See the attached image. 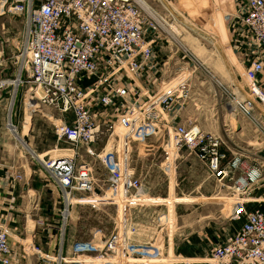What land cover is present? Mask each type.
Returning a JSON list of instances; mask_svg holds the SVG:
<instances>
[{
	"label": "built area",
	"instance_id": "1",
	"mask_svg": "<svg viewBox=\"0 0 264 264\" xmlns=\"http://www.w3.org/2000/svg\"><path fill=\"white\" fill-rule=\"evenodd\" d=\"M10 14L23 21V28L16 52L10 58V79H6L7 62L2 51L8 36L0 21V90L10 89L5 128L8 132L9 127L15 128L17 133L12 116L20 88H24L25 104L31 114L48 107L60 115L54 120L58 121L54 130L57 141L69 145V153L50 158L41 166L58 187L63 203L62 246L68 218L64 212L72 204H66V199L74 200L76 194L93 190L92 169L88 162L80 160L79 148H88L106 135L107 144L112 138L111 149L96 154L109 180L99 198L110 204L121 200L129 208L141 206L143 203L137 201L141 179L129 165L130 142L155 134L149 127L164 123L171 115L173 103L183 105L190 98L188 76L193 71L164 84V91L148 105L137 99L128 101L131 83L138 85L145 71L160 68L169 71V76L177 71L172 69L175 63L170 67L169 59L160 61L156 51L160 36L174 39L171 24L158 19L155 11L140 0H0V18ZM234 18L239 20V32L257 53L242 55L244 84L241 88L236 86L239 94L230 92L227 103L231 114L245 116L264 134V87L259 78H264V0H247L245 10L238 17L232 15ZM136 89V94L146 93L143 86ZM168 141L173 155L185 147L220 190L230 191L229 219L240 222L203 260L192 264H264V198L254 196L264 177V163L246 165L247 152L242 147L229 146L222 136L195 126L173 127ZM169 161L165 167L173 172ZM14 176L21 178L20 173ZM126 218L125 214V225L121 222L108 236L74 242L71 252L87 256L86 262L93 264H121L123 259L133 257L141 261L158 259L165 244L163 239L148 245L128 242L133 229ZM10 256L8 234L0 229V263L9 264Z\"/></svg>",
	"mask_w": 264,
	"mask_h": 264
},
{
	"label": "rangeland",
	"instance_id": "2",
	"mask_svg": "<svg viewBox=\"0 0 264 264\" xmlns=\"http://www.w3.org/2000/svg\"><path fill=\"white\" fill-rule=\"evenodd\" d=\"M143 1L155 11L158 19L159 17L162 18L167 23L175 25L177 29L174 39L160 36L156 50L161 53L160 57L163 59L169 58L170 67L175 63L172 69H177V71H172L171 76H169V71H165L166 77L161 76L162 82L159 83L156 93L149 90L146 94H136L135 89H132L134 84L131 83L128 101L137 99L140 104L148 105L164 91L162 89L164 84L174 78L177 80L192 70L193 72L188 76L190 98L183 105H179V102L172 104L171 115L165 121L166 124L164 122L153 128L148 126L149 130L156 131L155 134L146 137L144 140L130 142L129 165L135 174L137 172L141 176L143 190H141L139 197L151 198L152 201H142L141 206H131V208L121 200H119L121 202H117L118 204L104 205L105 208L99 206V200L97 204L92 202L98 209L96 206L92 208L91 204L85 205L80 212L85 230H88L90 226H96L102 228L104 233H110L114 222L117 221L120 225L124 223V215L121 212H130L136 218L134 221L141 222L140 224L144 226L141 225L142 230L139 228L137 234L141 241L145 238L142 234H146V230H159L160 227H157L156 219L164 214L167 215V219L162 218L161 220L164 224L161 233L165 234L166 237L167 235L177 237L182 229H188L191 227L190 225L195 227L196 223L199 224V231L207 230L206 226L226 228L229 225H236L238 220L229 219L231 211L230 191L221 189L217 196L192 199L199 197V182L205 181L204 186L200 188L205 193L211 189V186H214L205 180L206 173L203 168L199 167V164L201 166L202 164L192 158L193 154L191 153V156L186 155L185 152L188 150L185 147L180 148L183 150L184 157L173 155L168 137L172 135L175 126H195L207 132L214 133L213 131H217L229 146L233 142L237 147H246L244 138L239 134L237 137L235 134L238 131H245V129L242 130L245 126L242 124L244 117L240 113L231 114L230 105L227 103L231 98L230 92L239 94L237 87L241 88L244 84L241 77V65L236 62L228 46L230 41L229 30L234 26L239 29V20L238 18L232 19V15L238 17L239 12L234 13L233 0ZM243 3L241 1V7L244 5ZM232 20L235 22L234 24H231ZM0 21L8 29V41L3 45L2 54L3 59L7 62L5 78L10 79L12 70L10 58L16 52L17 39L23 28V21L16 14L0 18ZM204 68L210 70L217 80L216 83L214 80L212 81L213 86L209 84V74H205ZM82 81H87V79ZM205 87H210L212 92H206ZM217 87L220 88V92H218ZM9 92V88L0 90V164L11 162V164L14 163L19 166L24 165L29 170V168L39 167L42 162L50 158L68 154L66 149L69 145L57 141L54 130V124L58 122L55 123L54 120L60 115L48 107H42L40 112L31 114L28 110L29 105H26L24 88H20L18 91L12 120L16 126L17 134L21 135L23 139L27 138L36 155L22 147L20 142L11 136L5 128ZM28 115L30 118L29 127L24 126L25 117ZM262 118L264 119V115ZM26 130L28 131L25 137L23 134H26ZM115 134L112 137H115ZM245 135L247 136V133ZM107 139L108 135L100 137L96 143L88 148L82 146L79 148L80 160L88 162L91 166L93 190L84 194H76L74 199L84 196H93L97 199L108 187V174L96 157V154L111 149L110 140L112 138L109 139L108 144ZM55 147L59 149L54 150ZM45 151L47 153L40 159L37 154H42ZM188 153L190 152L188 151ZM167 159L173 163V172L165 167ZM168 181L172 183L170 190ZM207 194L210 195V192ZM191 211L193 214L199 215L196 217L199 218L198 222L194 216H191ZM66 223H68V218ZM135 227L138 228L139 226ZM166 230L168 234H166ZM161 236H157L158 240ZM79 238L85 239L87 237L80 236Z\"/></svg>",
	"mask_w": 264,
	"mask_h": 264
},
{
	"label": "crops",
	"instance_id": "3",
	"mask_svg": "<svg viewBox=\"0 0 264 264\" xmlns=\"http://www.w3.org/2000/svg\"><path fill=\"white\" fill-rule=\"evenodd\" d=\"M241 1L244 2L242 7ZM238 6L243 12V10H245L246 0H233L234 13H241ZM6 30L8 33L7 28ZM229 31L230 41L228 46L236 62L241 65L240 63L242 55L245 53L256 54L257 51L250 43L247 42L237 27L234 26ZM160 56L161 53L158 51V58L160 61H162L163 58ZM262 59L264 62V53L262 54ZM203 71H205V74H209L208 81H210L209 84L213 86V84H211L212 81L214 80L215 83L217 81L214 78V75H212L211 71L207 68H204ZM165 75L166 73L164 69L162 70L160 68H153L152 70L144 72V77L142 80L137 82L138 85L134 83L133 84L137 89L139 86H143V90H145L146 93L149 92V90L155 92L157 91L159 83L162 82L161 76ZM259 78L261 86L264 87V78L262 75H259ZM209 88L210 87H205V91L208 93L212 92ZM211 89L213 90V87H211ZM217 90L220 92V88L217 87ZM28 117L29 115L26 116L24 120V126L27 127L30 126V118ZM243 117L244 119L242 124L245 126L242 128V130L245 129V131H238L235 134L237 137V134H239L242 138H244L243 141L246 143V147H242L247 152L244 154L246 156L244 162L246 165H251L254 161L264 163V134L255 123L251 122L245 116ZM27 131L28 130H26V134H23L25 137L27 135ZM213 132L214 134L221 136V134H219L217 131ZM9 133L14 138V135L11 132ZM246 133L247 136L245 135ZM16 135L18 134L16 133ZM14 139L19 141L21 145L23 143L24 145L26 144V147L24 146L25 149L30 153L35 154L33 149L30 147L27 138L23 139L21 135H18V137ZM230 145H235V143L231 142ZM46 153L47 151L42 154H37V156L41 159V157ZM182 153L183 150H179L177 152V156L184 157ZM185 153L189 156L192 155L191 153H188V151ZM192 158L197 161L194 156ZM199 167L201 169L203 168L206 173L205 180L212 183L211 185L214 187L211 186V189L207 192H210L209 195L205 193L204 190H200V188L204 186L205 181L199 182V197L197 196L196 198L192 199L196 200L197 198H211L214 195H219L221 191L219 187L208 175L203 165L201 166L199 164ZM16 173H20L21 178H15L14 175ZM136 175L139 178L141 177L137 172ZM171 184L172 183L168 181L169 190L171 189ZM207 185L209 184L207 183ZM141 190H143L142 183ZM254 196L259 199L264 198V177L255 189ZM67 200V204H69V202H72V204L69 208L70 210H65L64 212V217H69L68 223H66L65 226L64 239L61 246L60 229L62 221L60 210L62 209L63 203L56 184L48 178L41 165L39 167L36 166L35 169L29 168V170H27L24 165L19 166L14 163L11 164V162L0 164V229H5L8 234V241L11 249L9 264H93L86 262L87 259L85 260V258L87 256L85 255H74L71 252L72 244L77 241L89 240L91 238H95L97 240L108 236L110 233H104L102 228L96 226H90L88 230H85V225L83 224V219L80 212L82 207L88 204H91L92 208H95L94 206L96 205H93V203L97 204L98 200L99 206L103 208H105L104 205H108L110 203L101 201V198H93V196H84L78 199L75 198L74 200L67 198ZM137 201L140 203L142 201L149 202L152 200L151 198L148 199L145 197H139ZM96 208L98 209L97 206ZM121 214H123L124 217L126 214L127 223L129 226H132L133 229L132 232L129 231L128 242L148 245L155 242V240L157 241V236L162 235L160 238H162L165 243L161 256L156 260L141 261L133 257L123 259L121 264H183V262L188 264H192V262L197 263L204 259L206 254L215 244L224 241L240 225V222H238L236 225H229L226 228H219L218 226H206L207 230L203 229V231H199V224L196 223L195 227H192L194 225H190V228L182 229L177 237H175V235H167L166 237L165 234L161 233L162 229H164V224L161 222V220L162 218L164 220L167 219V215L164 214L165 216H158L156 219V225L157 227H160L158 228L159 230H146V234L141 233L142 236L145 237L141 241L137 236L138 231L140 229L142 230V224H140L141 222L134 221L136 218L133 217L130 212H126L125 214L124 212H121ZM191 216H194L195 220L198 222L199 218L196 217L199 215L197 213L193 214L191 211ZM117 225V221L114 222L113 229ZM135 226L139 227L137 228ZM166 234H168L167 230ZM80 236H86L87 238L80 239ZM59 256H61L63 259L60 260Z\"/></svg>",
	"mask_w": 264,
	"mask_h": 264
},
{
	"label": "bare ground",
	"instance_id": "4",
	"mask_svg": "<svg viewBox=\"0 0 264 264\" xmlns=\"http://www.w3.org/2000/svg\"><path fill=\"white\" fill-rule=\"evenodd\" d=\"M141 2H142V4H144L146 7H148L147 5H146V3H145V1H143V0H140ZM159 22V24L164 28V26L161 24V22L160 21H158ZM169 27H170V30H172L171 32H172V35H174V33L176 34L177 33V29H176V27H175V25L173 26V25H169ZM169 30V31H170ZM174 31V32H173ZM9 82V81H8ZM13 84L16 86V84H17V80H15V81H13ZM167 85H169V84H167ZM167 85H166V87H167ZM14 91L15 90H13L12 91V99H11V101H10V104H9V109H10V106H11V103H12V101H13V98H14ZM17 99V98H16ZM10 113H11V111H9ZM9 113V114H10ZM9 129H10V131L12 132V134L14 135V138H17L18 137V135H16V133L14 132V129L15 128H10L9 127ZM23 145V147L25 146L26 147V144L24 145V143L22 144ZM24 147V148H25ZM67 202H68V200L66 199V204H67Z\"/></svg>",
	"mask_w": 264,
	"mask_h": 264
},
{
	"label": "trees",
	"instance_id": "5",
	"mask_svg": "<svg viewBox=\"0 0 264 264\" xmlns=\"http://www.w3.org/2000/svg\"><path fill=\"white\" fill-rule=\"evenodd\" d=\"M91 81V80H90ZM90 81H87V82H90Z\"/></svg>",
	"mask_w": 264,
	"mask_h": 264
}]
</instances>
